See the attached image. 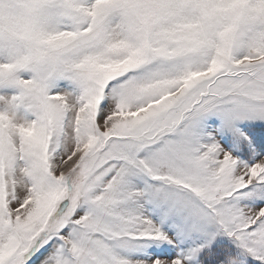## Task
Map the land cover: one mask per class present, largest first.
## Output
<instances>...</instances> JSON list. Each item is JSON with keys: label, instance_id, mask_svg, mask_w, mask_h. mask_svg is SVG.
Listing matches in <instances>:
<instances>
[{"label": "snow or ice", "instance_id": "snow-or-ice-1", "mask_svg": "<svg viewBox=\"0 0 264 264\" xmlns=\"http://www.w3.org/2000/svg\"><path fill=\"white\" fill-rule=\"evenodd\" d=\"M0 264H264V0H0Z\"/></svg>", "mask_w": 264, "mask_h": 264}]
</instances>
